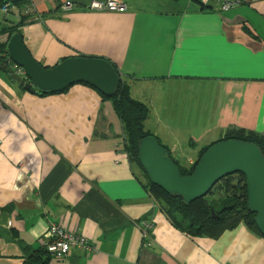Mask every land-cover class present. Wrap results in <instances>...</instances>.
Wrapping results in <instances>:
<instances>
[{"label": "crops", "instance_id": "obj_1", "mask_svg": "<svg viewBox=\"0 0 264 264\" xmlns=\"http://www.w3.org/2000/svg\"><path fill=\"white\" fill-rule=\"evenodd\" d=\"M93 1L104 0H23L6 18L45 68L71 57L113 66L148 109L143 128L180 148L161 142L180 168L230 130L264 136V0L227 11L216 1L116 0L122 13L90 10ZM112 96L84 83L32 93L0 66V264H264V237L245 223L216 237L171 225L128 156ZM49 223L92 251L50 258Z\"/></svg>", "mask_w": 264, "mask_h": 264}, {"label": "water", "instance_id": "obj_2", "mask_svg": "<svg viewBox=\"0 0 264 264\" xmlns=\"http://www.w3.org/2000/svg\"><path fill=\"white\" fill-rule=\"evenodd\" d=\"M5 54L1 67L32 93H57L72 84L84 83L110 97L119 81L114 68L103 59L71 57L45 68L30 57L17 33L9 36ZM15 67L23 70L27 82L15 73ZM137 162L150 184L168 195L181 197L184 205L205 196L220 179L234 173L243 175L246 208L254 215V225L264 237V156L255 144L238 140L215 142L196 161L192 173L182 176L157 139L147 136L138 142Z\"/></svg>", "mask_w": 264, "mask_h": 264}, {"label": "trees", "instance_id": "obj_3", "mask_svg": "<svg viewBox=\"0 0 264 264\" xmlns=\"http://www.w3.org/2000/svg\"><path fill=\"white\" fill-rule=\"evenodd\" d=\"M22 1L2 0L0 2V6L4 2H9L13 6L12 10L2 15L4 26L0 27V36L3 34L9 37L17 33L18 23L8 21L6 16L18 9ZM24 13L21 12V14L25 15ZM5 58V43L0 40V66ZM111 100L123 126L128 156L135 162L141 175L146 180L148 193L158 203L163 205L162 209L164 210V214L173 227L187 235L197 237H216L222 230L233 229L240 223H245L257 231L253 222L254 215L246 208L247 196L244 176L239 173H234L220 179L205 196L190 202L188 205L183 204L181 197L168 195L160 188L150 184L137 162L138 142L147 136H152L143 128V122L148 115V109L142 103L132 100L129 97L128 88L120 78ZM223 140H238L255 144L264 156V136H259L253 132L230 130L219 141ZM210 146L201 150L200 157ZM167 155L169 156L168 152ZM195 165L196 162L189 168L177 167L182 176H187L192 173ZM217 193L221 194H218L216 198H212ZM208 195L211 196V199L206 202L204 200Z\"/></svg>", "mask_w": 264, "mask_h": 264}, {"label": "built area", "instance_id": "obj_4", "mask_svg": "<svg viewBox=\"0 0 264 264\" xmlns=\"http://www.w3.org/2000/svg\"><path fill=\"white\" fill-rule=\"evenodd\" d=\"M199 3L205 5L210 1H216L220 5L222 11H227L236 4V0H197ZM13 9L9 2H4L0 6L1 13H8ZM64 11L71 10L70 3L62 5ZM88 9L95 11H108L122 13L125 11V5L116 0L93 1L88 5ZM26 13V11H25ZM17 74H23L21 68L15 67ZM46 243L44 250L47 255L55 260H63L69 256L72 251L82 250L85 252L92 251V246L87 239L80 235H76L64 230L62 227L49 223L46 227Z\"/></svg>", "mask_w": 264, "mask_h": 264}, {"label": "rangeland", "instance_id": "obj_5", "mask_svg": "<svg viewBox=\"0 0 264 264\" xmlns=\"http://www.w3.org/2000/svg\"><path fill=\"white\" fill-rule=\"evenodd\" d=\"M144 128H145V131H146L147 128H146V127H144ZM149 128H150V127H149ZM158 134H159V138H160V140H159L157 137H155V138H157V139L159 140L158 143H159L163 148H166V146H165V145H162L161 142H163L164 144L168 145L169 148H170L172 151H176V152H179V151H180V148H178V147H176V146H171V142H167V141H169V139H168L167 137H165L163 134H161V133H159V132H158ZM195 142H197V141H195ZM166 150H167V149H166ZM167 152H168V151H167ZM218 194H221V193L214 194V196H213L212 198H216V197L218 196ZM210 197H211L210 195L206 196V198H205L204 201H206V202L210 201V199H211Z\"/></svg>", "mask_w": 264, "mask_h": 264}]
</instances>
